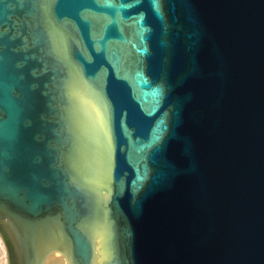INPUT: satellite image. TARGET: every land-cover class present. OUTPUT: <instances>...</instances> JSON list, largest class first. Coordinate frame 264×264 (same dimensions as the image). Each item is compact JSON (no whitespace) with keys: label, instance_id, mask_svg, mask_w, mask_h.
Masks as SVG:
<instances>
[{"label":"water","instance_id":"95a60500","mask_svg":"<svg viewBox=\"0 0 264 264\" xmlns=\"http://www.w3.org/2000/svg\"><path fill=\"white\" fill-rule=\"evenodd\" d=\"M0 222L24 264H264V0H0Z\"/></svg>","mask_w":264,"mask_h":264},{"label":"bare ground","instance_id":"6f19581e","mask_svg":"<svg viewBox=\"0 0 264 264\" xmlns=\"http://www.w3.org/2000/svg\"><path fill=\"white\" fill-rule=\"evenodd\" d=\"M1 227L7 230L8 242ZM16 251L15 255L12 253ZM0 264H24L23 249L16 234L6 226L5 223L0 222Z\"/></svg>","mask_w":264,"mask_h":264},{"label":"rangeland","instance_id":"374dc122","mask_svg":"<svg viewBox=\"0 0 264 264\" xmlns=\"http://www.w3.org/2000/svg\"><path fill=\"white\" fill-rule=\"evenodd\" d=\"M1 231L4 232L5 237H6V240H7V242H8L9 238L7 237V235H8V234H7V230H5L3 227H1ZM15 253H16V251H14V253H12V256H14Z\"/></svg>","mask_w":264,"mask_h":264}]
</instances>
